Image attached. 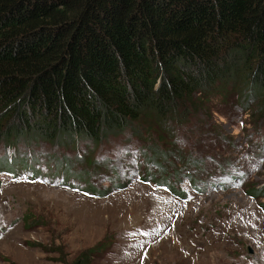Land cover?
<instances>
[{
    "label": "trees",
    "instance_id": "1",
    "mask_svg": "<svg viewBox=\"0 0 264 264\" xmlns=\"http://www.w3.org/2000/svg\"><path fill=\"white\" fill-rule=\"evenodd\" d=\"M206 95L264 120V0H0V173L39 177L36 148L83 146L86 160L127 131L195 114ZM54 160L62 185L105 195L68 156Z\"/></svg>",
    "mask_w": 264,
    "mask_h": 264
},
{
    "label": "rangeland",
    "instance_id": "2",
    "mask_svg": "<svg viewBox=\"0 0 264 264\" xmlns=\"http://www.w3.org/2000/svg\"><path fill=\"white\" fill-rule=\"evenodd\" d=\"M201 100L202 112L127 131L86 160L83 146L36 148L39 177L0 173V264H69L85 251L89 264H264L262 114ZM61 154L105 195L53 177Z\"/></svg>",
    "mask_w": 264,
    "mask_h": 264
},
{
    "label": "water",
    "instance_id": "3",
    "mask_svg": "<svg viewBox=\"0 0 264 264\" xmlns=\"http://www.w3.org/2000/svg\"><path fill=\"white\" fill-rule=\"evenodd\" d=\"M248 251H250V249H248Z\"/></svg>",
    "mask_w": 264,
    "mask_h": 264
}]
</instances>
